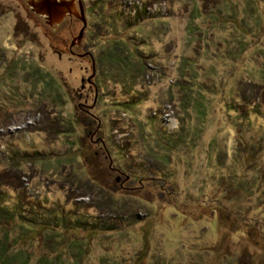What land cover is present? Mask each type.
Wrapping results in <instances>:
<instances>
[{"label":"rangeland","instance_id":"rangeland-1","mask_svg":"<svg viewBox=\"0 0 264 264\" xmlns=\"http://www.w3.org/2000/svg\"><path fill=\"white\" fill-rule=\"evenodd\" d=\"M81 2L0 0V264H264V0Z\"/></svg>","mask_w":264,"mask_h":264},{"label":"water","instance_id":"water-1","mask_svg":"<svg viewBox=\"0 0 264 264\" xmlns=\"http://www.w3.org/2000/svg\"><path fill=\"white\" fill-rule=\"evenodd\" d=\"M25 4L32 2L40 19L53 23L65 22L69 12H73L75 16L81 17L83 26L80 29L78 39L83 36L86 27V19L81 0H67V3L62 4L61 0H24Z\"/></svg>","mask_w":264,"mask_h":264},{"label":"trees","instance_id":"trees-1","mask_svg":"<svg viewBox=\"0 0 264 264\" xmlns=\"http://www.w3.org/2000/svg\"><path fill=\"white\" fill-rule=\"evenodd\" d=\"M119 47V45L118 44H116L115 45V47L114 48H112L109 52H107V53H105L103 56H102V59L103 60H105L104 58H105V55L107 56V58H106V60H108L109 62H111V63H113V64H118V63H116V62H114L113 61V58L114 57H117V56H119L120 57V54H119V52L117 51V48ZM89 53V52H88ZM91 56H93V54L90 52L89 53ZM104 57V58H103ZM111 57H112V59H111ZM110 58V59H109ZM121 58H126V56H123V57H121ZM128 58V57H127ZM196 93H197V95H196ZM185 97H184V103L187 105H192L197 111H198V113L199 114H203L202 113V108L204 107V103H203V101H202V99H203V97H202V95L201 94H199V92H197L196 91V89H192L191 87H188L186 90H185ZM183 132H185V131H180L179 133L177 132V133H175V134H172V137H174V139H173V142H175L176 141V139L177 138H179L180 137V134H183ZM177 137V138H176ZM84 159H86V158H84ZM25 261L26 260H23V261H21V262H19V263H17V264H26L25 263ZM44 263L45 264H53V263H51L50 261H48V260H46V259H44ZM60 264H63V263H61V261H60Z\"/></svg>","mask_w":264,"mask_h":264},{"label":"flooded vegetation","instance_id":"flooded-vegetation-1","mask_svg":"<svg viewBox=\"0 0 264 264\" xmlns=\"http://www.w3.org/2000/svg\"><path fill=\"white\" fill-rule=\"evenodd\" d=\"M90 55V54H89ZM91 56V55H90ZM88 81H90V80H88Z\"/></svg>","mask_w":264,"mask_h":264}]
</instances>
